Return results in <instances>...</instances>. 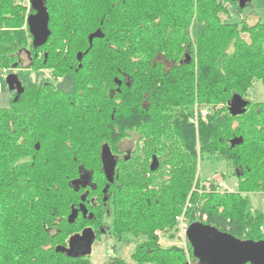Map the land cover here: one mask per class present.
I'll use <instances>...</instances> for the list:
<instances>
[{
  "label": "trees",
  "instance_id": "16d2710c",
  "mask_svg": "<svg viewBox=\"0 0 264 264\" xmlns=\"http://www.w3.org/2000/svg\"><path fill=\"white\" fill-rule=\"evenodd\" d=\"M231 2L46 0L50 36L35 47L29 0H0V72L25 52L27 68L51 73L42 86L22 83L17 101L11 93L0 107V264H94L91 253L55 250L68 246L87 211L114 239L106 264H205L180 216L184 226L200 221L264 240V102L246 98L253 81L264 86V22L228 21ZM65 74L70 90L54 84ZM233 94L248 101L242 114L229 111ZM131 134L128 160L105 166ZM158 137L162 156L151 169ZM201 163L235 189L201 179ZM256 193L261 209L252 206ZM77 205L82 215L69 222Z\"/></svg>",
  "mask_w": 264,
  "mask_h": 264
},
{
  "label": "water",
  "instance_id": "95a60500",
  "mask_svg": "<svg viewBox=\"0 0 264 264\" xmlns=\"http://www.w3.org/2000/svg\"><path fill=\"white\" fill-rule=\"evenodd\" d=\"M232 1H236L239 8H243L250 2V0ZM45 2L46 0H29L33 12L27 16L26 24L35 47L46 43L50 36L48 28L49 15ZM100 36H102L100 30L90 34L88 37L89 44L91 45L93 38ZM77 58L78 60L81 59L80 53L77 54ZM5 81L10 91H17L16 100L19 94L23 92L21 81L14 73L8 74ZM118 84L120 83L118 82ZM247 103L248 101L243 99L239 94H233L228 102L230 113L233 115L242 114ZM241 142L242 139L239 137L233 141V144H240ZM107 178L109 181H112L111 173L108 174ZM75 216L76 210L72 209L68 216L69 222H72ZM185 234L193 247L194 256L198 257L205 264H264V240L238 239L227 232L202 224L200 221L189 224ZM75 237H70L68 246H58L55 250L66 253L69 256L89 255L91 253L90 245H87L83 251L74 250L76 242L73 241Z\"/></svg>",
  "mask_w": 264,
  "mask_h": 264
},
{
  "label": "rangeland",
  "instance_id": "374dc122",
  "mask_svg": "<svg viewBox=\"0 0 264 264\" xmlns=\"http://www.w3.org/2000/svg\"><path fill=\"white\" fill-rule=\"evenodd\" d=\"M28 2V1H27ZM238 8V3L233 1L230 3L227 14H224V18L230 22H239L245 20L248 23H252L255 16L264 22V0H250V2L241 9ZM21 63L12 69L13 67L7 69V71H13L20 81L24 84H33L35 86H42L45 83L51 80L50 71L46 69H30L27 68L28 60L25 55V52L20 53ZM5 70V69H4ZM0 72V107L9 106L11 100V92L8 88V85L5 81L6 75L8 72ZM54 84L56 87L63 90H70L73 86V80L71 74H65L61 77L60 80H55ZM246 98L252 102H264V86L261 81L255 80L250 85ZM200 177L204 180H210L212 178H217L218 187L220 189H235V180L227 179V174L214 173L212 168L207 167L205 163L200 165ZM221 167H217L216 171ZM222 171H225V168L222 167ZM219 176H217V175ZM219 178V179H218ZM263 194L256 193L251 194L252 206L255 209H261L262 207ZM111 237L109 236L108 241L103 245L99 243H94L91 252V261L94 264H102L103 261L109 258L108 250L111 246ZM164 242V241H163ZM186 246L185 240L182 242ZM132 246L128 247L125 250L124 258L128 260V255ZM249 264V263H248Z\"/></svg>",
  "mask_w": 264,
  "mask_h": 264
},
{
  "label": "flooded vegetation",
  "instance_id": "af4514ba",
  "mask_svg": "<svg viewBox=\"0 0 264 264\" xmlns=\"http://www.w3.org/2000/svg\"><path fill=\"white\" fill-rule=\"evenodd\" d=\"M14 68L15 67H13L12 69H14ZM7 72H8V74L14 73L13 71H9V70ZM50 76H51V73H50ZM60 79H61V77L57 78V80H60ZM23 90H24V88H23ZM10 92L15 94L14 101H17V99L19 98V96L22 93L21 92L19 94L18 98L15 100L17 91L16 90H13V91H10ZM136 140H137V136H134L133 134H131L127 138L123 139L121 141V143L119 144L120 151L122 152L121 153V156H120V154L118 155L117 153L113 157H111L109 154L108 155L106 154V165L105 166H109L107 164H110L111 162H113V160H116L117 161L119 159V157H122V156H123V158L125 160H128V158L130 156V152L135 148V146L137 144ZM160 144H161V139H159V137H158L157 138V141H156V148L154 149V153H153V156L151 158L152 162L149 164L150 167L151 166H157L158 165V162L155 160L154 155L157 154L159 157L162 156L161 155V152L162 151L160 150ZM35 147H36L35 149H38L39 148L38 144H36ZM143 151H146V149L143 148ZM151 169H152V167H151ZM109 171L112 172L113 169H110V170H107L106 169L105 174L107 173L106 174L107 176H108V174H110ZM111 175L113 176V172L111 173ZM217 176H219V175H217ZM216 179L217 178H214L215 183H217V180ZM107 181H108V183L109 182L110 183L113 182V180L112 181H109L108 178H107ZM106 187L108 188L107 185H106ZM86 200H87L86 201V204H85L86 205V208H88V209L89 208L90 209L94 208L93 210L96 209L95 211H97V212H99V210H102L103 206L100 205L96 199H86ZM104 200L106 201V198ZM105 204H103V205H105ZM72 209H75L76 210V216L73 219L74 221H76L79 213L82 215V213H81L82 211H81V208L79 207V205H77L76 207L75 206L70 207V213H71ZM106 213H107L106 215L108 216L107 219L109 220L110 217L108 215L109 213H108L107 210H106ZM91 214L92 213H90L89 211H87L86 215L84 216V219H88V220L87 221L84 220L83 222H80L78 224V228L80 227L79 228L80 231L79 232H76L75 235L76 236H79V238H78V240H77V242H76V244L74 246V249L77 250V251H83V250L86 249L87 245H90V251L92 252V247H93L94 243H99V244L101 243V244L104 245L108 241V238L110 236L112 240H111V246H110V248L108 250L109 258L102 262V264H106L107 261H109L115 255L114 250H113V247H112L113 246V243H114V239L112 238V236L110 234L106 233V230L108 229L107 228V224H103L102 222H97V221H95V218H94V220H92ZM89 221H92V222H89ZM84 231H86V232L88 231L89 232L87 236H84V233H85Z\"/></svg>",
  "mask_w": 264,
  "mask_h": 264
},
{
  "label": "built area",
  "instance_id": "2783aa9c",
  "mask_svg": "<svg viewBox=\"0 0 264 264\" xmlns=\"http://www.w3.org/2000/svg\"><path fill=\"white\" fill-rule=\"evenodd\" d=\"M6 70H3V72H5ZM178 220L180 221V223H181V233L182 234H185V230H186V227L183 225V217L182 216H180V217H178Z\"/></svg>",
  "mask_w": 264,
  "mask_h": 264
},
{
  "label": "crops",
  "instance_id": "0c3cea01",
  "mask_svg": "<svg viewBox=\"0 0 264 264\" xmlns=\"http://www.w3.org/2000/svg\"><path fill=\"white\" fill-rule=\"evenodd\" d=\"M257 20H260V19L255 16V19H253L252 23L255 22V21H257ZM252 23H250V24H252Z\"/></svg>",
  "mask_w": 264,
  "mask_h": 264
}]
</instances>
